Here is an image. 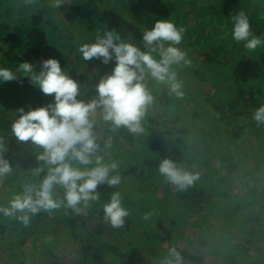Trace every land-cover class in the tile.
<instances>
[{"label":"rangeland","instance_id":"rangeland-1","mask_svg":"<svg viewBox=\"0 0 264 264\" xmlns=\"http://www.w3.org/2000/svg\"><path fill=\"white\" fill-rule=\"evenodd\" d=\"M74 1L67 0L60 9H55L50 6V0H35L30 4L26 0H0V66L15 69L23 60L39 64L54 57L69 74V67L77 61L82 66L77 99L83 96L84 90L96 88L94 78L86 75L94 74L98 68L104 75L111 73L116 62L112 60L103 64L97 58L84 61L76 47L95 39L98 30L91 31L86 23L90 21L96 25L93 15L102 16L106 3L116 9H124L126 4L123 0H79L83 3V16L75 17L72 15L75 12ZM136 1L139 4L135 9L134 3L129 2L128 7H133L132 11L143 19L130 15L128 22L120 25L121 38L126 42L134 39V44L143 50V32L150 29L157 19H173L178 26L183 25L187 29L179 47L187 52L191 65L181 63L172 66L183 83L184 94L179 97L174 94L168 104L164 90L169 86L151 76L146 77L144 82H150L147 88L154 98L146 111L151 108L160 117L153 126L146 125L142 118L143 132L140 134L131 133L125 127L114 128L105 124L102 109H97L93 131L97 142L104 147L97 155H104L105 163L118 162L119 166L112 175H119L121 183L114 187L99 185L98 199L81 202L78 211L75 210L82 213L86 231L90 232L93 240L100 241L99 246L105 254L100 261L91 260L87 264H165L170 258V249L180 254L179 264H232L230 255L235 256L236 264H253L258 252L264 250V123L258 124L253 119L257 108L264 105V53L259 49L251 53L244 49L242 43L232 39L231 16L244 11L249 17L251 31L261 36L264 0ZM256 6L262 12L258 13ZM37 12L42 13L43 21L36 32L30 29V25L33 26L32 16ZM214 18H218L217 22ZM222 18L227 27L221 28L224 26L220 21ZM21 30L25 37L22 49L10 47L13 35ZM104 31L98 32L102 34ZM9 48L20 53L19 58H3L1 54ZM210 53L212 57H209ZM153 55L159 58L158 53ZM75 80L78 82V78ZM53 98L54 94L45 95L33 87L28 78L5 82L0 84V117L15 121L19 108L27 111L29 106H42ZM227 98L233 99L236 106L229 112H226V104L222 103ZM201 105H214L211 112H201L202 125L193 114ZM243 108V112L235 116L234 113ZM167 112L169 114L165 115ZM220 116L222 121L218 119ZM239 125L242 128L237 135L225 132L227 129L236 130V127L239 129ZM185 126L189 130L181 133ZM169 129L171 133L167 134ZM206 129L211 134L220 131V138L218 133L213 143H207ZM12 132L0 124V135L11 136ZM164 135L167 137L165 140L162 138ZM153 139L159 141L160 147L152 146V149ZM3 141L7 145V140ZM194 143L197 146L190 147ZM21 146L19 154L10 156L13 171L0 178V264H7V254L13 246L22 251L26 264H49L52 259L46 256L41 242L37 246L38 253L33 251L31 242L25 245L16 243L23 229L18 226V221H14L15 216L6 211L15 196L11 191L10 195L3 196L7 180L13 184L10 190L17 192L25 185H39L44 177L37 179V169L48 171V165L38 159L43 151L41 147L30 140L22 141ZM197 149L199 154L193 156ZM152 154L157 160L154 164L147 162ZM3 156L7 157L6 152ZM166 157L197 174L199 179L183 190L169 183L158 170L160 161ZM249 170L252 173L246 174ZM190 189H202L199 198H192L198 202L196 206L185 195ZM126 191L135 200L132 202L134 212L127 208L129 215L125 217L124 224L114 227L105 219L104 205L113 193ZM65 208L66 205L63 206ZM59 209L62 208L52 210ZM144 209L147 211L142 212ZM146 213H150L147 218ZM38 223L46 222L40 219L35 222ZM45 228V238L52 243L47 242L57 254V260L74 264L77 245L64 231V226V232L53 231L47 224ZM189 253L200 256V259L189 257Z\"/></svg>","mask_w":264,"mask_h":264},{"label":"clouds","instance_id":"clouds-1","mask_svg":"<svg viewBox=\"0 0 264 264\" xmlns=\"http://www.w3.org/2000/svg\"><path fill=\"white\" fill-rule=\"evenodd\" d=\"M26 2L30 4L35 0ZM66 3L67 0H50V6L55 9ZM231 28L232 39L242 43L247 51L255 53L264 48V37L251 31L249 17L244 11L231 16ZM186 31V27L178 26L173 19L160 18L143 32V50L124 41L115 30H105L91 42L79 45L78 52L84 61L97 58L103 64L112 60L116 62L111 73L99 80L96 98L89 102L77 99L79 84L61 67L57 58L49 57L39 64L23 60L15 69L0 66V84L24 77L45 95L54 94L53 100L45 105L29 106L27 111L19 108V116L12 124L13 134L18 140H30L43 149L38 159L48 165V171L38 186L25 185L23 192L13 197L6 210L8 214L21 213L19 219L27 224L30 214L41 210L66 205L78 211L81 202L98 199L99 185L114 187L121 183L119 175H112L119 166L118 162L105 163L103 157L97 155L99 145L93 131V117L97 109H102L103 120L114 128L125 127L131 133H142L141 120L154 99L144 83L147 76L167 84L176 96H183V83L172 66L181 63L191 65L187 52L179 47ZM153 53H158L159 58ZM253 119L258 124L264 123V105L257 108ZM6 151L8 148L0 138V178L13 171L3 156ZM73 161L84 167H74ZM158 170L169 183L181 190L199 179L197 174L168 157L160 161ZM56 186L63 187V200L54 198ZM103 210L105 219L114 227H121L129 215L119 192L112 194ZM149 215L146 213L145 218ZM169 256L165 264H179L181 256L175 249L169 250Z\"/></svg>","mask_w":264,"mask_h":264},{"label":"trees","instance_id":"trees-1","mask_svg":"<svg viewBox=\"0 0 264 264\" xmlns=\"http://www.w3.org/2000/svg\"><path fill=\"white\" fill-rule=\"evenodd\" d=\"M135 1L136 0H123V2H124L123 4L124 5L126 4L124 9H116L115 6L113 7V6L107 5V3H106V6H104L103 10H102V16H99L97 14L93 15L95 22H97L96 25L93 24V23H90V21L89 22L87 21L86 24H88L89 26L87 25L86 27L88 29H90L91 31H94V30L97 31L98 30V31L102 32L104 30H115L117 33H119L120 30L122 31V27H120V25L122 23H124V22H128L130 15H133V16L137 17L138 20L143 19V16H141L139 13H137V12L134 13L132 11L133 10L132 8L134 7V9H135L136 5L138 6V4H139V2H137V1L135 2ZM238 1H240V0H238ZM129 2L130 3H134V6L133 7H128ZM246 2H248V0H246ZM255 2H256V0H255ZM81 4H83V3L79 2V0H75L72 3V5H73V7L75 9V12L72 15H74L75 17H77L79 15L83 16V14H81L82 13ZM259 8H260L259 6H256V9H257L258 13L262 12ZM254 13H255V10H254ZM215 14L217 16H219L218 13L215 12ZM261 14H263V13H261ZM261 14L259 16L260 20L263 19ZM263 16H264V14H263ZM32 17H33V21L31 23H33V26L30 25V29L35 30L37 32L38 31V25L43 21L42 13L37 12ZM218 18H214V20H216V22H217ZM121 19H123V20H121ZM260 20H258L257 22H259ZM82 21H84V20H82ZM220 21L224 25V26L221 25V28L228 26V25H225L224 22H226V21L223 18L220 19ZM27 27L28 26H26V28ZM25 31H26V29H25ZM98 31H97L96 36L97 35H101ZM21 32H22V30L16 32L13 35V40L10 41V45H9L10 47H16V49H19V50L22 49V47L24 45L23 44V40L25 39V37H24V35ZM259 33H260V35L262 37H264V30L263 31L259 30ZM1 38H2V36H0V40H1ZM130 43H134V39L130 40ZM78 47H76L77 50H78ZM217 50H219V49H217ZM34 51L38 52V50H34ZM259 51H261V53H264V48L259 49ZM19 54H18V52L15 53V51L12 50V48H9L8 50L4 51L1 55H2L3 58L5 56L7 58H10V57L11 58H13V57L19 58V56H18ZM24 55H26L25 52H24ZM209 57H212L211 53H210ZM254 60L256 61V59H254ZM80 61H82V60H80ZM80 67H82V66H79V62H77V61H75L69 67L70 76L72 78H75V79L78 78V83H79V81L81 79V77H80L81 74H79V72L81 71ZM84 67H86V66H84ZM255 70H258V69L255 68ZM86 76H88L91 79L94 78V80L96 82V85H97V83L104 76V74L98 68V70L95 71L94 74H92V75L91 74L90 75L87 74ZM179 77H181V76H179ZM83 79H85V78L83 77ZM145 84L148 87L150 82L149 83H145ZM80 85H81V83H80ZM84 91L85 92H84L83 96L80 98V100H83L84 102H89L90 100L94 99L92 97L96 95V88L95 87L86 89ZM164 95H165V97H167L166 103L167 102L169 103L170 98L174 97V94L171 93L169 89L164 90ZM222 103L226 104V108H227L226 112H229L230 111L229 109L233 110L236 107L234 105L235 104L234 100L231 99V98L225 99L224 101H222ZM213 107H214V105H211L209 107L202 106V105L196 107V110H195L196 113H193V114L196 117V120H199V124L202 125L204 123V121H202L203 120V117H202L203 113H201V112H206L207 111L209 113V111L210 112L212 111ZM156 108H158V107H156ZM244 109L245 108L239 109L237 113H234L235 116H237L238 113L241 114ZM234 112H235V110H234ZM168 114L169 113L167 112L165 115H168ZM159 117L160 116L158 114L153 113V111L150 108V110H147L145 112L143 120H145L146 125H152L153 126L155 124V122H156V119H158ZM221 117L222 116H220V118H218V119H220L222 121ZM13 122H14V120L9 119L7 117H3V116L0 117L1 127L3 129L7 130V131L10 130V129L12 130ZM105 124H107L109 126H112L110 122H105ZM225 128H226V126H224V130H225ZM241 128H242V126L239 125V129L236 127V130L234 129L232 131V129H230V130L227 129V131L225 130V132L226 133L229 132V135L235 136V135H237L239 133ZM104 129H106V128H104ZM203 129L205 130V127ZM186 130H189V127L185 126L181 130V133L186 132ZM220 131H221V128H220ZM220 131L217 132V133L212 132L214 134H211V131L209 129H206V132L208 134L205 133L204 136L207 138V143L210 144V141H212L211 143H213L215 141V139L217 138L216 135L218 133H219V137L218 138H220ZM166 132H167V134H170L171 133V129H169ZM166 132H164V134ZM188 133H190V132H188ZM209 137H210V140H209ZM0 138H3L5 140H7V145L6 146L8 148V151H6V156L7 157H5V159H7L9 161V163H10V165L12 167L13 161L10 159V156H15V154H17V153L19 154V152L22 149V146H21L22 141L18 140L15 137V135L13 134V132H12L11 136H9V134H1ZM162 138L165 140L167 137L164 135ZM97 144L99 145L98 152L102 151L104 147L101 144H99L98 142H97ZM209 144H207V146ZM150 146L151 147L153 146L155 148L160 147L159 141L153 139ZM188 146H189V143H188ZM191 146L196 147L197 145H196V143H194L193 145H190V147ZM153 147H152V149H154ZM220 149L221 148H219V150ZM191 150H193V148H191ZM199 152H200V150H198V149L194 150V155L193 156L198 155ZM102 157L105 160V156L103 155ZM153 157H154V155L152 154V157H149V160L147 162L150 163V164H154L157 160H156V158H153ZM93 162H94V159H93ZM73 166L74 167H84V166L79 165V163L76 162V161L73 162ZM91 166L92 165H89L88 167H91ZM225 166H226V164H225ZM250 172L252 173V170L247 171L246 174H249ZM46 173H47L46 170H43V171L39 172L38 175H37V179H42ZM12 186H13V184L10 183V180H7V185L4 188L6 190L3 193V196L10 195V191H11L12 194H15V195L23 192V189L20 190V191L18 190L17 192L10 190L9 187H12ZM19 189H21V188H19ZM201 193H202V189H200V190L190 189L189 193H186L185 195L187 197H189V199L191 200L192 198H194V199L199 198V195ZM63 194H64L63 187H61V186L56 187V190L54 191V198H56L58 200H63V198H64ZM120 195L122 197L123 206L126 209L128 208L131 211H133L132 207L134 205H132L133 204L132 202L135 201L133 196L129 195L127 193V191L125 193H123V194H120ZM193 202H194V204H193ZM193 202L190 201V203H192L194 206L198 205V202H196L194 200H193ZM63 206L64 205L61 206L62 209H59V210H56V211L55 210H41V211H39V212H37L35 214H30V218H29V221H28L27 224H25L21 219H19L21 213L17 212L15 215H10V216H15V220L14 221H16V222L18 221L19 222L18 226L23 229V233H21L20 239L17 240L18 242H16V243L18 245H25L27 242H31V245L34 247L33 251L38 253V249H37L38 247L37 246H38L39 242H41V245H43L42 248L45 249L46 256H49L50 259H52V261H50L49 264H69V263H63L61 260L60 261L57 260V254L53 251V247L50 245L52 243L49 241V239H46L45 237H47V236L44 235V232H46L45 225L47 224V225H50L52 227L51 229L53 231H56V232H59V231L60 232H64L65 231V232H67V234H70L71 238L73 239L72 240L73 243H75L77 245L76 249H77V252H78L74 264H87V263L91 262V260L92 261H95V260L100 261L103 258V256H105V254L103 252V248L101 246H99V242L100 241L98 239H94L93 240V238L91 237L90 232L88 230L86 231V227L84 225V221L85 220L82 217L83 216L82 213L81 212L80 213L79 212L76 213L75 210H73L72 208H69V207L63 209ZM141 211L143 212V211H147V210L144 209V210H141ZM3 215H5V214H3ZM10 216H8V217H10ZM40 219L44 220L46 223L40 224V225H39V223L35 224V222H37V220H40ZM18 226L16 225L17 229H18ZM63 226L65 228L64 231L62 229ZM54 238H57V237L55 236ZM47 242H49L50 244L47 243ZM45 246H46V248H45ZM9 249H10V252H9V254H7V257H8L7 264H26V263H28L27 260H25L26 258L24 259L21 250L18 249V251H17V249H15L14 246L9 248ZM189 257H191V258H193L195 260H199L200 259V256L195 255V254H191V253H189ZM240 258L241 257H239L238 260H240ZM255 258L259 262L257 260H255L253 264H264V250L262 249V252L259 251L258 255ZM230 259H232V261H233L232 264H236L234 255H230ZM242 260L240 262H242ZM106 264H111V263L108 262Z\"/></svg>","mask_w":264,"mask_h":264}]
</instances>
